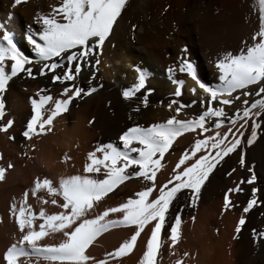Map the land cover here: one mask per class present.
<instances>
[{"label": "snow or ice", "instance_id": "6c2138e0", "mask_svg": "<svg viewBox=\"0 0 264 264\" xmlns=\"http://www.w3.org/2000/svg\"><path fill=\"white\" fill-rule=\"evenodd\" d=\"M26 2L12 0L11 6ZM125 6L126 0H58L56 5L49 6L47 14L36 13L33 19L38 27L25 34L34 60L18 50L9 27L11 14L0 21V96L4 95L13 78L43 77L61 88L56 97L50 95L47 88L39 89L35 94L37 98L28 97L31 115L20 133L25 140L51 132L54 119L66 112L74 99L97 90L92 86V77L100 62L98 57ZM252 11L258 14V28L248 41H241L242 48L238 53L226 52L216 58L214 67L219 80L216 87L202 83L190 62L181 63L179 71L195 82L189 92L196 95L198 88L201 93L198 116L178 118L185 108L196 104V100L187 105L169 100L166 108L176 115L147 127H128L119 135L118 145L111 142L95 145L86 154L83 175L61 176L55 186L47 178H34L30 190L25 189L18 202L13 199L8 214L14 220L19 236L14 237L13 243L0 254V264H34L39 260L45 264H108L109 259L116 260L131 252L142 232L147 235L138 264H157L163 243L161 233L168 225L169 250L177 244L182 220L180 211L175 213L174 219H169L174 201L186 196L187 206H195L209 174L238 149L239 164L245 167L243 129L249 128L250 124L246 144L253 145L261 127L257 118H264V0H253ZM33 65L38 66L35 73ZM84 69L92 73L86 89L76 83ZM133 70L136 72L135 83L122 89L121 96L125 101L135 98L139 105L147 107L152 89H146L139 97L137 93L145 89L149 74L139 67L134 66ZM168 73L175 86L172 95L180 97L184 81L174 79L172 69H168ZM229 107L234 109L231 114ZM132 111H139V106ZM4 117L5 105L0 100V133L11 141L14 136L9 129L13 120L8 118L5 122ZM209 122H212L211 127H208ZM222 128L227 130L221 131ZM185 133H195L196 138L180 154L169 178L157 184V173L164 167L162 158L177 137ZM69 159L65 154L60 162ZM7 168H12V164L9 163ZM247 170L249 173L253 171L251 167ZM5 171L0 167V180L4 179ZM130 179L141 182L139 191L116 206L97 211L108 193L115 194L114 190ZM254 181L255 176L250 175L241 183L253 185ZM29 191L40 205L50 203L59 211L48 214L44 207H40L34 212L27 203ZM242 191L237 184L224 192L222 213L233 207L230 194ZM257 191L256 187H251V196L242 213H248L256 205ZM38 192H46L49 199L38 197ZM183 207L180 205L181 210ZM245 223L242 214L234 231L239 233ZM112 228H129L130 235L113 251L105 253V258L91 256L86 251L89 245ZM46 238L58 242L43 243ZM252 240L253 243L264 240V230L259 233L252 230ZM175 264H181V260L177 259Z\"/></svg>", "mask_w": 264, "mask_h": 264}, {"label": "bare ground", "instance_id": "6f19581e", "mask_svg": "<svg viewBox=\"0 0 264 264\" xmlns=\"http://www.w3.org/2000/svg\"><path fill=\"white\" fill-rule=\"evenodd\" d=\"M11 2L12 0H0V21H4L11 14L9 27L14 33L13 39L17 48L34 60L25 34L38 27L33 19L36 13L47 14L49 6L56 5L58 0H27L16 7H12ZM252 4L253 0H126V6L114 23L98 57L100 62L96 65L95 76L92 77V86L97 90L86 97L74 99L69 109L54 119L50 133L34 136L30 140H25L20 135L31 115L28 97L37 98L35 94L41 88H47L49 94L56 97L61 90L60 86L38 76L36 79L13 78L9 82L0 100H3L5 105L4 121L14 118L9 129L14 139L10 142L4 133H0V153L4 161L11 160L26 185L30 184L32 172L43 173L46 175L44 178L50 177L54 181L61 176L83 175L86 154L92 151L95 145L109 142L118 145L119 135L128 127H147L176 115L174 111L166 108L169 100H178L185 105L196 100L197 103L185 108L178 118L198 116L201 112L200 90L197 88L196 95L189 92L190 88L195 87V82L182 74L179 67L184 61L190 62L202 83L216 87L219 83L218 71L214 67L216 58L226 52L238 53L242 48L241 41H248L251 33L258 28V14L252 11ZM134 66L149 74L145 89L137 93L139 97L146 89H152L147 107L139 105L135 98L125 101L121 96L122 89L135 83ZM37 68V65H33L34 73ZM168 69H172L174 79L184 81L180 97L172 95L175 86L168 78ZM91 76V71L84 69L76 83L86 89L88 78ZM72 105L78 106L74 108ZM138 106L139 111L133 112L132 109ZM233 110L229 107V114ZM73 115L76 122L68 126ZM257 119L261 122V127L253 145L246 144L250 124L249 128L243 129L245 136L241 139L244 141L245 167L242 168L239 164L238 149L225 157L209 174L201 186L195 206H187L186 196L174 201L169 219H174L177 211L181 212L180 238L169 250L168 231L161 236L163 243L157 255V264H175L177 259L181 260V264H264V240H258L256 243L252 240V230L259 233V229L264 227V118ZM211 123L209 122L208 127H211ZM89 126L93 130H89ZM225 130L227 129H221ZM194 136L195 133H185L177 137L165 153L166 162H176L183 152L180 147L190 142ZM186 146L185 149L188 148ZM178 149L180 153H177ZM65 154L70 159L61 163L60 158ZM248 167L253 169L251 173L248 172ZM171 169L169 166L166 173L160 170L155 182L164 183L169 178ZM250 175L255 176L253 185L241 183ZM42 176L44 175H41V178ZM237 184L243 191L230 194L233 207L222 213L224 192ZM253 186L258 190L257 203L248 213H242ZM141 187L142 184L137 179L125 181L114 190L115 195L107 194L103 198L97 211L118 205ZM125 188L130 191L125 193ZM180 205H184L182 210ZM45 211L52 214L59 209L49 204L48 211ZM242 214L246 223L241 226L240 232L236 233L235 224ZM2 223L5 224L4 221ZM129 235V228H112L97 237L99 242L94 240V246L89 245L87 251L91 256L103 259L105 253L113 251ZM146 235V232H142L131 252L116 260L109 259L108 264H138ZM56 242V239L47 238L43 241L48 244ZM184 253L188 255L184 256ZM35 264L45 262L39 260L35 261Z\"/></svg>", "mask_w": 264, "mask_h": 264}, {"label": "rangeland", "instance_id": "374dc122", "mask_svg": "<svg viewBox=\"0 0 264 264\" xmlns=\"http://www.w3.org/2000/svg\"><path fill=\"white\" fill-rule=\"evenodd\" d=\"M49 8V7H48ZM49 11H50V8H49ZM73 106V105H72ZM75 106V107H74ZM73 107L74 108H77V106L78 105H74ZM72 107V109L73 110H75L74 108ZM64 113H62L61 115H63ZM60 115V116H61ZM11 117V116H10ZM73 117L75 118V115H73ZM72 117V119L71 120H74L73 122H71V120H70V122L68 123V126H72L75 122H76V118L74 119ZM76 117H77V115H76ZM13 118V117H12ZM12 120H14V118L12 119ZM6 122V121H5ZM70 123H73V124H70ZM70 124V125H69ZM88 129L90 130V129H92L93 130V128L91 127V126H89L88 127ZM50 133V132H49ZM194 138H196V136H194L192 139H191V141L190 142H187V143H185L184 144V146L182 145V147L185 149V146L186 147H190V145H191V143L193 142V140H194ZM11 142V141H10ZM182 147H180V150L182 151H184V149L182 148ZM177 151V150H176ZM179 152V149H178V151H177V153ZM180 153V152H179ZM182 153V152H181ZM180 153V154H181ZM0 167H4L5 169H6V171H5V174H4V179L3 180H0V247H1V249H0V254H2L3 253V251L6 249V247L7 246H9L11 243H13L12 241H14L13 239H14V237H16V238H18V236H19V233H18V231H16V227H15V223H14V220L13 219H10V217H9V214H8V212H9V205H10V203L13 201V199L15 198V200L18 202L19 201V199L21 198V195H22V193L25 191V189H27V188H31V180H33L34 178H33V175H35L34 177L36 178H39V179H44V177L46 176L45 174H41V173H39V172H32V174H31V176H30V178H31V180L29 179V183L30 184H28V185H26V183H24V179H23V181H22V179L21 178H23L22 177V175H21V173L16 169V167H14V165L12 164V168H10V169H8L7 168V165L9 164V163H11V160L10 161H8L7 162V160H9V159H5V161H4V158H3V156H2V154L0 153ZM3 158V159H2ZM165 158V159H164ZM2 161V162H1ZM167 161V159H166V157H163V159H162V161L161 162H164L163 163V165H164V167L161 169V172L163 173V171H165V173L167 172V170L166 169H168L169 168V166H170V168H173L174 167V164L176 163V162H172L171 164H173V165H171V164H169V163H167L166 162ZM6 163H8V164H6ZM166 164H169V165H167V167H165V165ZM220 164V163H219ZM218 164V165H219ZM217 165V166H218ZM173 166V167H172ZM217 166L214 168V170L217 168ZM165 168V169H164ZM35 169V168H34ZM213 170V171H214ZM11 171V172H10ZM37 175V176H36ZM41 175H44V176H42V178H41ZM16 178V179H15ZM33 178V179H32ZM53 178H50L49 177V180L53 183V185L55 186L56 185V182H57V180L58 179H56L55 181H54V179L52 180ZM31 181V182H30ZM26 182V181H25ZM21 183V184H20ZM15 186V187H14ZM20 187V190H19V187ZM23 188H22V187ZM25 186V187H24ZM27 187V188H26ZM23 189V190H22ZM22 190V191H21ZM30 190V189H29ZM124 191H125V193H128V192H126V191H130V189H127V188H125L124 189ZM41 194V195H40ZM108 195H115V194H110V193H108ZM37 196L38 197H40V196H42V197H44L45 199H49L48 198V196H47V193L46 192H38L37 193ZM36 199V200H35ZM35 202H34V201ZM57 200H58V202H59V199H58V197H57ZM27 203L28 204H30L31 206H32V208H33V211L34 212H38L39 211V208H40V206L41 207H45V210H47L48 211V206H49V204H46L47 205V207H46V205H40V203H39V201H38V199L37 198H35V197H32L31 196V193H30V191H29V195H28V197H27ZM36 203V204H35ZM38 203V204H37ZM51 205V204H50ZM4 206V207H3ZM7 206V207H6ZM36 208H38V209H36ZM47 208V209H46ZM3 213V214H2ZM8 214V215H7ZM5 215V216H4ZM5 219H4V218ZM7 217V218H6ZM4 219V220H3ZM5 222V224H3L2 222ZM9 225V226H8ZM7 227H10V228H7ZM264 227H262V229L260 228L259 229V232L261 231V230H264L263 229ZM12 231V232H11ZM8 232H9V235H8ZM17 232V233H16ZM167 232V228L166 229H163L162 230V233H161V236L163 235V234H165ZM5 233V234H4ZM104 234V233H103ZM102 234V235H103ZM4 235V236H3ZM102 235H100V236H102ZM8 237L9 236V238H11V239H9V238H6V237ZM99 237V236H98ZM7 239H8V241H7ZM5 240H6V242H5ZM12 240V241H11ZM98 240V239H97ZM96 240V241H97ZM5 242V243H4ZM9 242V243H8ZM97 242H99V241H97ZM95 244V243H94ZM98 245V244H97ZM96 245V246H97ZM99 245H101V242L99 243ZM98 245V246H99ZM5 246V247H4ZM91 246H94L93 244L91 245ZM95 246V247H96ZM4 248V249H3ZM97 248V247H96ZM101 247L99 246V249H100ZM99 249H97V250H99ZM87 251V250H86ZM89 252V251H88ZM34 264H35V262H34Z\"/></svg>", "mask_w": 264, "mask_h": 264}]
</instances>
